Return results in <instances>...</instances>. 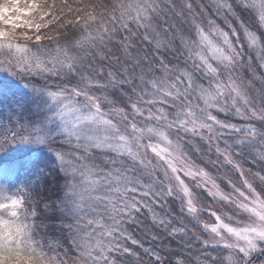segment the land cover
I'll list each match as a JSON object with an SVG mask.
<instances>
[{"label":"snow or ice","instance_id":"6c2138e0","mask_svg":"<svg viewBox=\"0 0 264 264\" xmlns=\"http://www.w3.org/2000/svg\"><path fill=\"white\" fill-rule=\"evenodd\" d=\"M134 40L152 59L105 71ZM0 70L28 80L0 93V154L43 149L65 178L41 209L29 181L44 160L22 161L23 181L0 166V264L264 257V0H0ZM146 216L202 255L145 248Z\"/></svg>","mask_w":264,"mask_h":264},{"label":"trees","instance_id":"16d2710c","mask_svg":"<svg viewBox=\"0 0 264 264\" xmlns=\"http://www.w3.org/2000/svg\"><path fill=\"white\" fill-rule=\"evenodd\" d=\"M148 55V59H152V49L142 42L133 41L132 48L125 52L118 48H112L111 52L108 53L109 60L105 61V71L113 70L116 71L125 66H129L132 59L137 55ZM255 65V61H253ZM139 70H137L138 72ZM261 70L257 67V73ZM27 79L21 77L12 78L7 72L0 70V93L6 95L9 99L13 95L16 97H22L26 94L27 89L24 84L27 83ZM259 85H257L258 87ZM2 98V97H0ZM7 111L4 107H0V134L6 133L11 127L7 119ZM37 157L44 160L45 167L50 169L49 174L37 176L34 179H30L31 193L30 196L34 202H37L41 209L44 208L45 204L51 205L55 202L62 194L65 178L62 172L57 168V165L53 162L51 155L39 148H35L25 144H17L11 147L6 153L0 154V166L4 169H11L20 180L29 179V174L19 169V165L22 161L33 160ZM211 169V165H209ZM254 170L256 166H253ZM166 209H158V213L163 214ZM45 216L54 217L58 215L57 212H53L51 209L44 212ZM176 218L174 217V222ZM48 224L55 223L54 220L49 219ZM187 223V222H185ZM58 226V225H57ZM190 229L191 224L187 225ZM61 237L62 243L65 248L70 247V238L66 237L65 234L57 233ZM134 235L138 238L145 248L155 249L157 252L162 253H174L173 260L181 258H187L188 260L195 261L198 256L202 255L203 250L198 244L193 243L192 247H188L186 244L187 237L185 240H180L176 237L170 236L166 230L161 229L159 226L154 225L150 217H144L139 223L138 227L134 229ZM156 236V239H153ZM135 247V246H134ZM144 255L143 249H137ZM145 264H148L147 257L145 256Z\"/></svg>","mask_w":264,"mask_h":264},{"label":"rangeland","instance_id":"374dc122","mask_svg":"<svg viewBox=\"0 0 264 264\" xmlns=\"http://www.w3.org/2000/svg\"><path fill=\"white\" fill-rule=\"evenodd\" d=\"M10 77H12V76H10ZM12 78H15V77H12ZM255 264H264V257H256L255 258Z\"/></svg>","mask_w":264,"mask_h":264}]
</instances>
